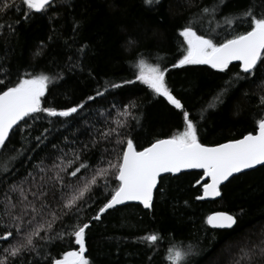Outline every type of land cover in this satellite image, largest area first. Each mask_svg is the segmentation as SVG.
Masks as SVG:
<instances>
[{
	"label": "trees",
	"instance_id": "trees-1",
	"mask_svg": "<svg viewBox=\"0 0 264 264\" xmlns=\"http://www.w3.org/2000/svg\"><path fill=\"white\" fill-rule=\"evenodd\" d=\"M217 3L219 0H161L149 8L143 0H55L45 12L25 19L18 10L21 0H15L14 8L0 14V80L11 86L26 73H44L53 79L43 107L59 111L85 104L71 117L40 113L36 119L26 118L27 124L21 122L12 131L6 148L0 149V216L6 196L12 203L21 198L19 190H10L12 185L23 188L32 200L35 185L43 184L47 202L59 211L62 195L71 189L61 188L53 162L67 169L59 175L73 185L77 181L68 173L79 161L71 167L67 162L75 160L74 153H80L81 160L93 167H107V161L115 162L113 149L118 137L114 132L105 140L101 133L117 129L120 138H132L141 150L157 138L182 130L179 111L135 81V65L141 57L168 68L166 82L197 122L200 142L215 145L255 133V121L264 117V105L260 103L264 97V68L247 81L236 82L239 63L225 72L208 65L172 67L184 49L180 28L194 16L199 17L202 8ZM248 9L257 16L264 14V0H223L214 18L205 15L194 27L198 34L222 42L248 28L246 19L228 26L223 23L224 17L241 16ZM128 80L134 83H124ZM228 81L233 84L223 102L209 107ZM4 84H0V90ZM111 84L121 87L112 88ZM97 91L104 94L88 101L87 97ZM130 102L137 106L126 114L125 106ZM37 136H41L40 141ZM102 157L104 163H100ZM91 170L85 173L81 169L77 175L83 178ZM202 177L200 170L165 175L149 210L140 204H128L108 210L99 221L93 220L108 191L116 187L110 176L108 191L94 189L91 198L86 196V203L81 202V210L74 213L78 220L64 217V223L57 221L54 227L64 233L71 231L67 224H90L85 233V255L90 264H169L167 249L189 244L194 254L187 264H234L241 248H252L264 240V166L228 180L221 187V197L212 201L197 199L205 182ZM216 210L237 216L238 224L232 229L211 228L207 217ZM0 223H9L8 217L3 216ZM153 233L161 239L150 246L144 237ZM8 247L0 240V259L7 255L3 250ZM74 248L78 250L74 238L64 235L62 240L38 249L40 256L25 253L15 264H49L50 259H58ZM253 264H264V257L257 255Z\"/></svg>",
	"mask_w": 264,
	"mask_h": 264
},
{
	"label": "snow or ice",
	"instance_id": "snow-or-ice-1",
	"mask_svg": "<svg viewBox=\"0 0 264 264\" xmlns=\"http://www.w3.org/2000/svg\"><path fill=\"white\" fill-rule=\"evenodd\" d=\"M54 2L55 0H21L22 8L18 10L22 11L25 19H30L33 13L45 12ZM143 3L153 8L159 5L161 0H143ZM220 3H223V0H219V3L212 7L202 8L199 17L194 16L193 20L180 28L179 36L182 37L181 43L184 49L181 57L172 67L208 65L219 72H225L234 61H238L240 72L236 73L235 81H247L249 77L256 75L259 68H264V14L257 16L248 9L241 16L224 17L223 23L228 26L246 19L248 28L218 42L210 35L198 34L194 23L202 20L205 15L214 18ZM14 7L15 0L11 3L9 0H0V14ZM219 26L220 23L217 22V27ZM135 67L138 70L135 73V81L146 85L156 97H162L168 105L179 111L182 130L165 138H157L141 150H137L132 138H120L117 129L101 133V137L105 140L114 132L117 134V147L113 149L116 153L115 162L109 160L107 167L99 165L93 167L81 160L80 153H74L75 160L68 161V166H73L77 161L79 164L68 175L76 179L77 185L65 182L64 177L59 173L67 172V169L53 162V168L58 169L56 179L61 183V188L71 189L70 193L62 195L57 205L59 211L47 202L48 193L42 190L43 184L35 185L36 191L31 192L32 200L28 199L23 188L10 186L11 191L19 190L21 198L16 203H12L7 196L5 197L3 216L8 217L9 223H0V228L3 230L0 240L8 243L9 247L3 250L7 255L0 259V264H15V261L25 253H35L36 256H40L38 249L56 240H62L64 235L74 238L78 250L74 248L64 251L60 258L50 259L49 264H90L89 258L85 255V233L90 224H67L65 227L71 228V231L64 233L57 232L54 225L57 221L63 224L64 217L78 220L79 217L74 213L81 210V202L86 203L85 197L88 196L90 199L94 189L103 188L108 191L110 176L114 177L116 187L108 191L106 202L91 218L93 220L99 221L102 214L129 201H138L144 208H151L154 189L157 188L163 174H176L186 169L203 170L202 179L207 178V181L202 184L201 180L196 181L203 189V196L197 199H203L220 196L221 185L234 174L254 169L258 165L264 166V117L255 121V134L249 132L240 139L212 146L203 144L199 139L197 122L166 82L168 68H162L159 63L150 64L143 57L138 60ZM52 79L44 73H26L11 86L0 80V84H4V89L0 90V149L6 148V141L9 140L14 127H19L21 122L27 124L26 118L36 119L37 114L40 113H46L49 117H71L85 107L84 103L59 111L52 107H43V99ZM124 83L131 84L134 81L128 80ZM232 84L233 81L226 82V86L212 102H209V107H214L217 101L222 103L223 96L227 94ZM110 86L121 87L120 84ZM103 94L97 91L95 96L90 95L87 100L93 101ZM260 103L264 105V97H261ZM136 106L134 102H130L125 106V113L130 114L128 109ZM36 139L40 141L41 136H37ZM58 159L62 158L58 157ZM100 163H104L103 157ZM90 168L92 170L89 175L83 178L77 175L81 169L89 173ZM4 170L7 171V163L4 164ZM3 216H0V220ZM206 222L214 229H232L238 224V217L227 212H217L208 216ZM160 239L161 237L155 233L144 237L150 246L158 243ZM40 241L43 244L39 243ZM193 254L194 247L191 244L186 247L172 245L167 249L166 259L169 264H187L189 256ZM257 255L264 257V240H261L260 245H254L252 248H241L240 256L234 264H253ZM36 264H39V261H36Z\"/></svg>",
	"mask_w": 264,
	"mask_h": 264
},
{
	"label": "water",
	"instance_id": "water-1",
	"mask_svg": "<svg viewBox=\"0 0 264 264\" xmlns=\"http://www.w3.org/2000/svg\"><path fill=\"white\" fill-rule=\"evenodd\" d=\"M234 63H239L238 61H234L233 62V64ZM16 127H14V129H15ZM13 129V130H14ZM12 130V131H13ZM253 134H255V133H253ZM202 143V142H201ZM225 143V142H224ZM204 144V143H203ZM207 145V144H206ZM209 146H212V145H209ZM258 167H260L259 165L258 166H256L254 169H256V168H258ZM254 169H248V170H245L244 172H246V171H250V170H254ZM195 170H200V171H203V170H201V169H186V170H182L180 173H176V174H163V176H165V175H179V174H181V173H183V172H190V171H195ZM240 174V173H239ZM239 174H234V176H237V175H239ZM233 176V177H234ZM233 177H230L229 178V180L231 179V178H233ZM160 181V180H159ZM203 181H207V178H203ZM227 181H225L222 185H221V187L226 183ZM158 185H159V182H158ZM158 185H157V188H158ZM221 187H220V191H221ZM157 188L156 189H154V194H153V200H154V196H155V192H156V190H157ZM201 196H203V189H202V194H201ZM221 197V195L220 196H218V197H205V198H203L202 200H210V201H212V200H217V199H219ZM128 204H140L143 208H144V206L140 203V202H138V201H129V202H125V204H122V205H118L117 207H119V206H124V205H128ZM145 210H149L150 208H144ZM217 212H227V211H223V210H216V211H213V212H211L208 216H210V215H213L214 213H217ZM227 213H229V212H227ZM229 214H232V213H229ZM233 215V214H232ZM210 226V225H209ZM211 227V226H210ZM212 228V227H211Z\"/></svg>",
	"mask_w": 264,
	"mask_h": 264
}]
</instances>
